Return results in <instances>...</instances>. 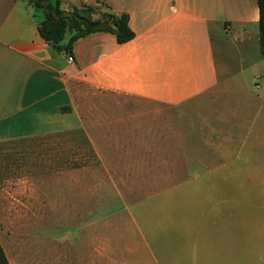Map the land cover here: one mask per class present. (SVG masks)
Here are the masks:
<instances>
[{"label": "crops", "instance_id": "crops-1", "mask_svg": "<svg viewBox=\"0 0 264 264\" xmlns=\"http://www.w3.org/2000/svg\"><path fill=\"white\" fill-rule=\"evenodd\" d=\"M79 1L59 0L87 5ZM101 1L128 15L133 38L94 32L68 54L40 36L44 14L31 0H0V195H54L64 182L91 205L107 189L141 188L146 173L173 189L197 185L183 195L190 206L151 211L146 261L126 260L122 225L105 213L97 221L93 208L85 263L264 264V205H254L264 195L257 0ZM83 207L67 211L77 218ZM30 236L2 247L8 264L79 263L47 256Z\"/></svg>", "mask_w": 264, "mask_h": 264}, {"label": "rangeland", "instance_id": "rangeland-1", "mask_svg": "<svg viewBox=\"0 0 264 264\" xmlns=\"http://www.w3.org/2000/svg\"><path fill=\"white\" fill-rule=\"evenodd\" d=\"M80 2L87 5L79 8L77 18L73 15L74 19L76 18L73 19V23L78 21L77 23L82 25L83 21L80 18L88 19L92 18L93 14L100 15L108 11L98 0H95L94 5L87 0ZM89 7L93 9V13H90ZM68 16L72 17V14L68 13ZM69 30L73 31L72 23ZM226 54L232 60L236 58L231 49ZM143 182L141 188L122 195H116L113 190L107 189L104 198L102 195H95L91 205L87 195H76L74 188L73 195H70L71 186L64 182L50 187V193L54 195H0V245L8 252L15 241L17 245L30 234V241L42 243L44 248L40 250H43L47 256H77L79 260L77 264H86V260L92 255L95 243L89 237L91 233L83 230L82 226L93 216L94 208L96 215L93 217L97 221L102 219L105 213L111 223L122 225L120 234L125 238L120 240V244L127 248L126 260H150L152 233L149 229L153 219L151 211L190 206V201L183 195H189L191 189L197 190V185L183 183L175 185L173 189L171 183L156 178L150 173L144 174ZM62 188L66 195H55L59 194ZM76 201L80 206H84L78 211L80 216L77 218L74 216L75 211H67V207ZM254 205L263 207L264 195H255ZM127 209L133 210V215L123 214ZM102 223L103 221H100L97 224ZM136 223L144 227L143 231L135 227ZM30 227L35 230L34 233L25 231ZM115 234L118 235L119 232Z\"/></svg>", "mask_w": 264, "mask_h": 264}, {"label": "trees", "instance_id": "trees-1", "mask_svg": "<svg viewBox=\"0 0 264 264\" xmlns=\"http://www.w3.org/2000/svg\"><path fill=\"white\" fill-rule=\"evenodd\" d=\"M34 6L43 10V20L38 25V32L40 36L48 43L52 44L57 49H63L68 54L71 51L73 42L82 36L94 32H109L114 34L118 43H124L133 38L134 32L128 25V15L126 13L115 14L108 7V11L101 13L97 18H80L83 24L76 21L73 23V15L77 18L80 7H73L71 9H64L60 6L59 0L50 3L47 0H31ZM102 2L101 0H98ZM104 4V3H103ZM258 5V30H259V45L260 52L264 55V0H257ZM90 13L93 11L91 7L88 8ZM72 14V17L68 16ZM93 13V12H92ZM75 18V19H76ZM74 19V20H75ZM78 18V20H80ZM81 22V21H80ZM70 23L73 24V31L69 30ZM66 31L71 32V36L65 44H60L63 40ZM0 264H8L4 251L0 245Z\"/></svg>", "mask_w": 264, "mask_h": 264}, {"label": "water", "instance_id": "water-1", "mask_svg": "<svg viewBox=\"0 0 264 264\" xmlns=\"http://www.w3.org/2000/svg\"><path fill=\"white\" fill-rule=\"evenodd\" d=\"M261 35L263 36V35H264V33H261Z\"/></svg>", "mask_w": 264, "mask_h": 264}]
</instances>
